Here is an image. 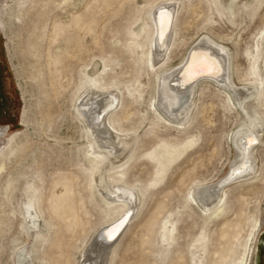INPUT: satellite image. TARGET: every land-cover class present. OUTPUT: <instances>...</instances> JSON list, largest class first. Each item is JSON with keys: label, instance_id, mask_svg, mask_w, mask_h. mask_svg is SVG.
<instances>
[{"label": "rangeland", "instance_id": "374dc122", "mask_svg": "<svg viewBox=\"0 0 264 264\" xmlns=\"http://www.w3.org/2000/svg\"><path fill=\"white\" fill-rule=\"evenodd\" d=\"M1 1L19 106L14 127L0 129L6 140L16 135L0 174V264H33L25 253L37 243L34 264H78L93 235L123 216V204L104 203L95 182L137 186L136 207L103 264H264V129L253 151L259 177L224 188L206 214L193 192L225 176L245 116L208 82L198 85L185 125L153 107L160 71L178 67L204 35L229 49L238 87L264 83V0H226L231 17L221 0ZM167 2L177 14L165 64L154 66L151 16ZM94 66V90L117 96L105 124L121 152L88 163L97 150L76 106ZM255 108L264 120V86Z\"/></svg>", "mask_w": 264, "mask_h": 264}, {"label": "bare ground", "instance_id": "6f19581e", "mask_svg": "<svg viewBox=\"0 0 264 264\" xmlns=\"http://www.w3.org/2000/svg\"><path fill=\"white\" fill-rule=\"evenodd\" d=\"M221 2L227 8L228 17H231L233 6L228 5L226 0H221ZM4 4V1L0 2V22L3 20ZM176 11L177 6L175 2H167L153 12L151 16L157 35L156 39L152 42V50L150 52V60L154 66L165 64L172 36L173 19L177 14ZM166 12L170 14L168 15ZM164 26L167 27L163 28ZM159 31L164 32L160 44L157 40ZM261 40L262 47H264L263 38ZM193 45L186 58L182 60L178 67H170L164 71H160L158 74L156 96L153 103L154 109L156 108L167 121L174 125H185L196 100L195 95L198 85L203 82H208L225 92L231 98L236 109H241L245 116L243 122L241 121V125L231 135L234 146L233 150L235 151V161L230 165L225 176L216 184L200 186L195 191L193 190V202L200 205L207 214V212H210L220 204L224 188L234 183L255 180L259 177L257 173H260V171L258 172V166L255 163L257 161H254L255 156L253 151L259 145L263 144L261 133L264 129V120L259 116L255 106L260 103L264 83L251 86L242 84L241 87H238L233 79L230 78L232 76L231 59L229 57L230 51L226 46L213 41L207 35H204L200 41L198 40ZM257 64L258 67L264 69V57ZM97 69L98 66L92 68L89 75V89L82 95V98H80L76 106V110L81 119L87 124L88 133L93 140V148L97 150L90 152L88 163L94 161L95 154L99 153V155H106L107 157H117L121 152V145L119 146L115 139L107 137L110 131L105 124V118L111 117L112 115L109 113L112 112L111 109L116 104L118 105L117 96L115 97L112 94L100 95L97 90H94L93 83L96 81L94 82L92 75ZM261 72L262 70H260ZM261 78L264 80L262 73ZM245 92L247 94H244ZM232 96L235 101L232 99ZM108 127L111 126L108 124ZM1 135L2 132H0V174L3 171L2 159L6 156L5 152L9 144L14 142L16 138V135H10L6 140ZM250 139L255 140V143L249 144ZM97 179L100 181L101 177ZM101 186L102 189L96 182L94 183L95 193L108 205H112L115 202L123 204V216L120 219H115L116 222L101 228L93 235L78 264H103V261H105L104 257L107 256L109 250L111 251L115 238L120 234L119 232L123 230L126 224L129 223L128 221L133 212L134 205L136 207L137 199L133 191V189H136V185L132 190L127 188L130 186H123L122 188H120L121 186H110L107 188L105 184ZM107 229L109 230L104 235ZM100 240L103 241V245L99 243ZM39 246L40 243H37L33 245L30 251L27 250L25 253L33 264L37 260Z\"/></svg>", "mask_w": 264, "mask_h": 264}, {"label": "flooded vegetation", "instance_id": "af4514ba", "mask_svg": "<svg viewBox=\"0 0 264 264\" xmlns=\"http://www.w3.org/2000/svg\"><path fill=\"white\" fill-rule=\"evenodd\" d=\"M18 106L19 97L9 74L0 38V129L7 128L10 131L11 126L14 127ZM0 132L6 135V131Z\"/></svg>", "mask_w": 264, "mask_h": 264}, {"label": "snow or ice", "instance_id": "6c2138e0", "mask_svg": "<svg viewBox=\"0 0 264 264\" xmlns=\"http://www.w3.org/2000/svg\"><path fill=\"white\" fill-rule=\"evenodd\" d=\"M252 143H255V140L250 139V140H249V144H252Z\"/></svg>", "mask_w": 264, "mask_h": 264}, {"label": "water", "instance_id": "95a60500", "mask_svg": "<svg viewBox=\"0 0 264 264\" xmlns=\"http://www.w3.org/2000/svg\"><path fill=\"white\" fill-rule=\"evenodd\" d=\"M109 229H107L105 232H104V235L106 234V232L108 231Z\"/></svg>", "mask_w": 264, "mask_h": 264}]
</instances>
